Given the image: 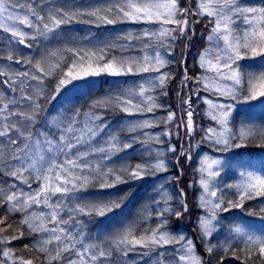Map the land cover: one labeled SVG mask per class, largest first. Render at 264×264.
Masks as SVG:
<instances>
[{
	"label": "snow or ice",
	"instance_id": "6c2138e0",
	"mask_svg": "<svg viewBox=\"0 0 264 264\" xmlns=\"http://www.w3.org/2000/svg\"><path fill=\"white\" fill-rule=\"evenodd\" d=\"M0 264H264V0H0Z\"/></svg>",
	"mask_w": 264,
	"mask_h": 264
},
{
	"label": "trees",
	"instance_id": "16d2710c",
	"mask_svg": "<svg viewBox=\"0 0 264 264\" xmlns=\"http://www.w3.org/2000/svg\"><path fill=\"white\" fill-rule=\"evenodd\" d=\"M193 55H195V53H193ZM189 63H191V61H189ZM94 80L99 81L101 79H94ZM97 89H99L100 92L97 93ZM107 91H108V84H104L102 87L99 84H97L96 87L93 88V94H96V95H103ZM89 102H90V98L87 95V96H85L84 99H82V101L80 102V104L78 105V107L79 106H83L84 110H87V105H88ZM256 119L257 120L260 119L259 112L256 114ZM236 151L242 152L244 154L254 153L257 157L260 154L258 149H255V148H253L251 146H249L246 149H240V150H236ZM189 179H190V177H189ZM127 188H128L127 185H123V186H118L116 189L105 190V192L106 193H109V194L115 195V194H120L122 191L127 190ZM146 188H147V184L145 186L141 187L138 184V182H137V187L135 189H132V195L125 202V204L123 205V207L125 209H128V210L133 209L134 206L137 204V202L145 195V189ZM188 191L190 192L191 190H188ZM189 200H191V196H189ZM250 203L255 204V202H250ZM117 211H119V210H117ZM232 211H233V214H235L237 216H243L244 215V213L241 210H239V209L232 210ZM109 215H111V214H109ZM225 215H227V214H225ZM100 219L103 220L104 218H100ZM89 227H90V230H92L93 232L96 231V229H95L94 226H91L90 225ZM30 239H31V237H28V236H25L24 238H22V240H30ZM14 243H20V242H14Z\"/></svg>",
	"mask_w": 264,
	"mask_h": 264
},
{
	"label": "rangeland",
	"instance_id": "374dc122",
	"mask_svg": "<svg viewBox=\"0 0 264 264\" xmlns=\"http://www.w3.org/2000/svg\"><path fill=\"white\" fill-rule=\"evenodd\" d=\"M253 2H255V3H259L260 2V0H253ZM89 27H91V26H89V25H83V24H79V25H75V28L78 30V31H80L81 32V34H83V32L84 31H86ZM256 63H259V61H257ZM113 78V77H112ZM93 80L94 79H99V78H92ZM120 79H123V78H120ZM69 87H71V86H69ZM81 87H83L82 88V91L86 88V86L85 85H80V88ZM88 87V86H87ZM61 99H62V96H58L57 98H56V100H53L52 102H51V104L49 105V108L52 110V113L53 114H55L57 111H59L60 110V108H58L59 106V104H60V101H61ZM57 101L59 102V104L57 103ZM58 108V109H57ZM245 111V109L242 107V106H238L237 107V113H243ZM259 112V110L257 109L256 110V114ZM210 151V150H209ZM138 184L141 186V187H143V186H145L146 184H147V181H145V182H138ZM143 185V186H142ZM170 247V246H169Z\"/></svg>",
	"mask_w": 264,
	"mask_h": 264
}]
</instances>
